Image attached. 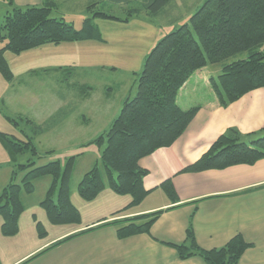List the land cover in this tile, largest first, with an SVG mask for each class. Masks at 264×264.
I'll return each instance as SVG.
<instances>
[{
  "label": "trees",
  "instance_id": "trees-1",
  "mask_svg": "<svg viewBox=\"0 0 264 264\" xmlns=\"http://www.w3.org/2000/svg\"><path fill=\"white\" fill-rule=\"evenodd\" d=\"M6 1L8 10L0 21V40L5 41L0 48V72L9 81L15 75L5 56L7 51L21 54L47 44L100 39V30L94 22L96 17L128 22L140 12V8L148 10V15H158L171 2L143 0L141 7L129 8L124 16L95 10L99 2H93L89 6L93 11L92 17L86 18L83 27L78 29L58 13L60 4L56 0H44L40 5L25 7L14 4L13 0ZM242 53L245 56L227 61ZM217 62H223L222 72L218 80L212 78L211 82L221 106L227 107L246 93L264 87V0H205L188 22L157 42L145 60L135 95L126 97L110 128L93 140L100 146L104 145L100 154L102 166L97 163L83 175L77 186L82 199L93 201L106 189L118 195H129L130 203L114 213L119 214L146 198L149 190L144 185V178L149 170L140 165V160L162 147L171 146L186 131L201 106L181 107L177 100L178 92L195 71L208 63ZM70 69L65 66L57 68L64 74L70 73ZM87 89L83 88L84 92ZM10 120L19 125L17 119ZM38 129L42 130V127ZM0 140L13 156L29 154L26 162H18L14 166L9 181L0 193L2 234H18L19 219L25 211L22 195L32 194L36 189V180L45 176H50L52 182L40 205L50 222L56 225L80 224L81 212L71 199L75 157L67 160L64 170L57 159L38 165L36 160L43 155L32 136L22 139L0 130ZM262 158L264 128L242 134L237 128L230 127L200 159L183 171L200 172L238 164L252 165ZM160 187L172 201H177L178 195L171 179L162 182ZM162 211L115 219L110 223L117 226L120 238L149 233ZM37 227L42 236L47 235L39 220ZM80 233L56 241L20 264ZM169 245L177 250L181 259L199 256L207 264H240L242 255L253 243L238 233L223 246L206 249L198 244L193 223L190 222L185 241Z\"/></svg>",
  "mask_w": 264,
  "mask_h": 264
},
{
  "label": "rangeland",
  "instance_id": "rangeland-1",
  "mask_svg": "<svg viewBox=\"0 0 264 264\" xmlns=\"http://www.w3.org/2000/svg\"><path fill=\"white\" fill-rule=\"evenodd\" d=\"M204 1L174 0L164 6L158 15H148V10L140 8V12L128 22L96 17L94 22L101 33V38L96 41L48 44L21 54L6 52L15 77L9 81L0 72V130L14 133L22 139L32 136L41 155H46L36 160L38 165L59 159L64 170L67 160L71 156L75 157L71 199L81 212L80 224H52L44 208L34 204L42 197L45 182L42 181L33 197L30 196L31 200H26L29 206L19 219L22 233L18 240L34 242L30 233L32 218L35 220L38 240H45L58 234L62 228H66L64 226L86 223L87 219L105 207L106 201L93 200L91 203L82 199L75 189L88 170L97 163L101 165L100 154L104 145L100 146L93 140L110 128L126 97L135 95L145 60L157 42L188 22ZM93 2H99L95 10L118 16H124L129 8L141 7L143 4V0H78L76 6L66 8L60 15L80 29L85 19L93 15L89 9ZM7 10L6 2L0 0V21H3ZM4 44L5 41L0 40V48ZM243 56L244 53L232 56L227 61ZM68 64L74 65L76 69L68 70L72 71L68 74L59 72L60 80L57 82V72L52 69ZM222 65L223 62L208 63L195 71L178 92L179 105L189 107L213 99L215 92L211 79H219ZM30 69L37 71L29 73ZM80 84L92 88L82 94ZM84 114L89 116L87 120H83ZM10 118L17 119L19 125L13 124ZM39 126L42 130L38 129ZM47 151L53 152L47 155ZM28 156V153L13 156L0 140V185L8 181L10 165L26 162ZM112 196L117 198L114 200L118 205H123L130 197L113 193ZM149 203L150 198L141 206L145 207ZM38 219L46 221L42 222L47 228L46 236L39 233Z\"/></svg>",
  "mask_w": 264,
  "mask_h": 264
},
{
  "label": "crops",
  "instance_id": "crops-1",
  "mask_svg": "<svg viewBox=\"0 0 264 264\" xmlns=\"http://www.w3.org/2000/svg\"><path fill=\"white\" fill-rule=\"evenodd\" d=\"M43 1L13 0L18 6L40 5ZM56 1L60 4L58 13L63 14L66 8L76 6L78 0ZM4 2L8 6L7 1ZM62 66L76 69L72 64ZM36 71L30 69L28 72L36 73ZM52 71L57 72L58 82L59 71L57 68ZM79 87L82 94L86 93L83 88H92L85 84H80ZM197 105L201 106L198 113L186 131L171 146L162 147L140 160V165L149 170V174L144 178V185L149 193L143 202L122 213L114 214L128 205L131 197L129 200L126 199L123 205H118L114 200L117 198H113L112 193L118 194L106 189L95 199L106 201L105 207L87 219L86 223L64 226L66 228H62L58 234L45 240H38L35 220L32 218L30 233L35 240L28 243L27 239L18 240L22 233L20 231L22 216L19 220L18 234L4 236L1 234L3 218L0 215L1 263L20 264L68 235L94 228L50 248L25 264H207L199 256L181 259L177 250L169 245L183 243L186 239L187 227L192 222L197 242L201 247L211 249L223 246L233 236L241 233L247 241L253 243V246L244 252L240 264H264V158L252 165L238 164L224 169L200 172L183 171L200 159L228 128L235 127L242 134L264 128V87L246 93L227 107L219 104L216 95L206 103ZM88 117L84 114L83 120L84 118L87 120ZM7 133L17 136L11 132ZM16 164L15 162L9 167V179ZM168 179L172 180L177 192L176 202L172 201L160 187L162 182ZM42 181H45L42 186V197L34 204L40 205L52 178L45 176L37 179V189ZM6 183L0 185V193ZM35 193L36 189L32 194L22 195L25 209L29 206L26 200H31L30 196ZM39 194L41 195V192ZM149 198L150 203L145 207L141 206ZM158 210L163 211L151 226L149 233L120 238L117 234V226L110 223L115 219ZM38 220L46 222L44 219Z\"/></svg>",
  "mask_w": 264,
  "mask_h": 264
}]
</instances>
